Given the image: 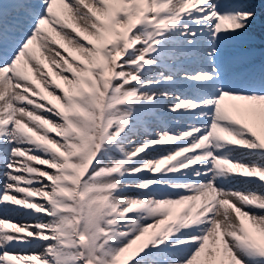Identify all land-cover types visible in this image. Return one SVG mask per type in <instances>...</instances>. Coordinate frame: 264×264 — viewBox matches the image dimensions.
I'll use <instances>...</instances> for the list:
<instances>
[{"label": "snow or ice", "instance_id": "snow-or-ice-1", "mask_svg": "<svg viewBox=\"0 0 264 264\" xmlns=\"http://www.w3.org/2000/svg\"><path fill=\"white\" fill-rule=\"evenodd\" d=\"M264 0H0V264H264Z\"/></svg>", "mask_w": 264, "mask_h": 264}, {"label": "bare ground", "instance_id": "bare-ground-1", "mask_svg": "<svg viewBox=\"0 0 264 264\" xmlns=\"http://www.w3.org/2000/svg\"><path fill=\"white\" fill-rule=\"evenodd\" d=\"M258 1V0H257ZM263 31L261 30L260 27H257L256 29L253 30L252 34L253 36L255 37V44H258V43H261V45L264 46V39L261 38L260 34L262 33ZM264 37V36H263ZM259 51V50H258ZM0 183H2V181H0ZM2 207V206H0Z\"/></svg>", "mask_w": 264, "mask_h": 264}]
</instances>
